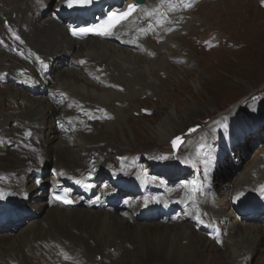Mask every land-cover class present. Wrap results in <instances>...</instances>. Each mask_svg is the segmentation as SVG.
I'll return each instance as SVG.
<instances>
[{
  "label": "bare ground",
  "instance_id": "1",
  "mask_svg": "<svg viewBox=\"0 0 264 264\" xmlns=\"http://www.w3.org/2000/svg\"><path fill=\"white\" fill-rule=\"evenodd\" d=\"M79 1L69 6V0H0V212L16 209L29 219L27 225L0 222V264H125L133 257L140 264H251L259 252L254 239L264 238V225L250 220L247 226L245 214L264 211V154L232 197L238 218L216 198L213 203L208 192L203 202L208 218L200 224L208 230L206 238L178 223L164 226L159 213L171 214L175 208L169 205L182 203L177 191L160 193L132 161L115 165L107 151L110 133L101 138L104 144L87 135L96 124H106L108 131L123 125L121 103H136V85L152 87L147 78L164 70L169 55L161 50L172 52L169 45L195 0H147L111 36L82 42L70 36L76 21L123 12L136 0H97L89 8ZM54 2V12L47 14ZM55 117L71 131L54 127ZM237 119L231 118L239 124ZM172 132L166 125L158 128V136ZM191 145L193 156L202 155L193 142L187 148ZM174 169L166 173L182 175ZM60 192L72 203L57 199ZM133 192L147 198L124 196ZM185 206L187 214L191 207ZM186 217L200 221V210L193 205ZM116 247L118 255L105 253ZM213 253L230 262L221 263Z\"/></svg>",
  "mask_w": 264,
  "mask_h": 264
},
{
  "label": "rangeland",
  "instance_id": "2",
  "mask_svg": "<svg viewBox=\"0 0 264 264\" xmlns=\"http://www.w3.org/2000/svg\"><path fill=\"white\" fill-rule=\"evenodd\" d=\"M54 5L55 2L47 14L54 12ZM189 8L177 32L180 40L175 38L169 45L172 52L161 50L162 54L169 55L164 70L147 78L146 86L152 87L136 85L140 91L136 103L132 104L129 99L121 103L126 115L120 123L123 125L108 131L106 124H96L87 135L104 144L101 138L110 133L111 147L107 151L112 154L115 165L125 166L132 161L140 176L159 186L160 193L177 191V200L182 203L169 205L175 208L171 214L162 213L164 226L178 223V227L188 226L207 238L208 230L200 224L208 218L203 212L208 192L212 202L216 198L215 202L227 213L238 218L232 210V197L241 189L243 176H248L256 159L264 154V0H195ZM95 84L103 91L108 90L101 83ZM255 98H258L256 102ZM234 116L239 117V124L231 120ZM58 123L53 118L54 127L61 128L65 134L71 131L67 125L61 127ZM164 125L173 131L167 138L162 133L158 136V128ZM195 126L199 127L196 134L175 148L173 141ZM71 139L79 144L77 138ZM190 142L202 155L191 154L193 145L187 148ZM93 156L103 159L100 152H94ZM209 162L215 163L208 166ZM172 167L175 168L172 172L178 170L182 175L166 173ZM104 181L110 187L108 178ZM206 183L213 191L209 187L205 189ZM111 190L116 197L120 195L115 187ZM137 197L146 199L143 194ZM185 205L191 207L187 214L183 212ZM193 205L200 210V221L186 217ZM245 216L247 226L251 225L250 220L264 225V211ZM28 223L26 218L20 225ZM254 241L259 242V252L251 264H257L260 257L264 259V238L255 237ZM183 243L186 247L187 243ZM116 249L105 253L118 255ZM213 255L221 263L229 261L221 258L222 254ZM136 259L133 257L129 263L140 264ZM165 262L168 263L164 260L159 264ZM192 264H204V261Z\"/></svg>",
  "mask_w": 264,
  "mask_h": 264
},
{
  "label": "snow or ice",
  "instance_id": "3",
  "mask_svg": "<svg viewBox=\"0 0 264 264\" xmlns=\"http://www.w3.org/2000/svg\"><path fill=\"white\" fill-rule=\"evenodd\" d=\"M84 2H85V3H90L91 0H84ZM69 6H72V2H71V0H69ZM136 7H137V5L129 4V5H128V9H127L126 12H124V13H120V14H117V13L113 12V13L111 14L112 24L110 25V28H111V27H115V25L118 24V23H120L121 20L126 19V18H127V17H128L133 11L136 10ZM95 30H96L95 28H93V29H80L79 32H77V30L74 29V30H73V35H78V34H80V33H85V34H86L87 32L95 31ZM97 34H99V35H111L112 33H111V31L109 30V31H98ZM192 131H195V129H193ZM27 135H28V136H31V132H28ZM179 139H181V138L178 137L177 140H179ZM176 142H177V141L174 140V141H173V144L175 145ZM57 199H59V197H57ZM63 202H64L65 204H70V203H72V201L67 200V199L63 200Z\"/></svg>",
  "mask_w": 264,
  "mask_h": 264
},
{
  "label": "water",
  "instance_id": "4",
  "mask_svg": "<svg viewBox=\"0 0 264 264\" xmlns=\"http://www.w3.org/2000/svg\"><path fill=\"white\" fill-rule=\"evenodd\" d=\"M146 1H147V0H137L136 3H137L138 5H143V4L146 3ZM147 28H148V29L153 28V24L150 23V22H147ZM194 132H195V131H192V132L190 131L188 134L182 136L181 139H179V142L181 143V142H183L184 140L190 138L191 136H193Z\"/></svg>",
  "mask_w": 264,
  "mask_h": 264
}]
</instances>
